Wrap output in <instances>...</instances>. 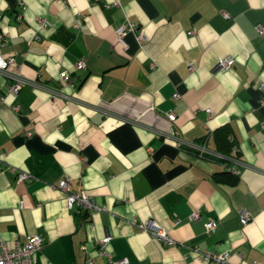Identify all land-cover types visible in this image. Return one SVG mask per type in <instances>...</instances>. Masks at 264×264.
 <instances>
[{
  "label": "crops",
  "instance_id": "0c3cea01",
  "mask_svg": "<svg viewBox=\"0 0 264 264\" xmlns=\"http://www.w3.org/2000/svg\"><path fill=\"white\" fill-rule=\"evenodd\" d=\"M113 1L0 0V54L36 84L15 94L0 74V238L12 248L39 234L33 264H109L95 245L106 234L126 264H207L205 251L264 264V0ZM127 21L124 47L115 29ZM224 130L237 174L175 145L218 152ZM61 179L107 209L68 208ZM148 220L175 243L136 225Z\"/></svg>",
  "mask_w": 264,
  "mask_h": 264
},
{
  "label": "built area",
  "instance_id": "2783aa9c",
  "mask_svg": "<svg viewBox=\"0 0 264 264\" xmlns=\"http://www.w3.org/2000/svg\"><path fill=\"white\" fill-rule=\"evenodd\" d=\"M113 5H118L119 0H114ZM226 16L227 14L224 13ZM137 28V24L131 21H127L125 23H121L115 29L117 41L121 43L124 47L126 46L125 36L129 32H134ZM256 30L260 33H264V26L257 25ZM137 39L141 42L144 39V35L142 32L136 35ZM3 41H5L4 34L0 31V46L3 45ZM13 62V58L11 56L2 57L0 54V74L4 75L10 80V84L8 86V90L12 93H18L21 87L25 84H33L34 82H30L27 79L19 77L16 74H12L8 72L9 64ZM233 63V59L231 57H225L219 59L216 68L219 70L228 69ZM77 67L84 68L85 61L84 59H79L76 63ZM193 64L189 63V70L193 69ZM69 73L67 71H63L60 74V80L63 84L68 83ZM56 92V91H55ZM53 91V93H55ZM167 117L170 121L175 119L174 113H168ZM175 145L180 149H187L189 151H193L198 157L208 158V157H216L224 159L222 166L232 172L239 173L240 167L244 166V162L237 157L234 156H225L220 154L217 151H213L207 147L204 142L197 143L194 141H185L180 138L178 135H174ZM14 170V169H13ZM29 178V174L25 171H17L16 179L17 181L23 182ZM59 190L66 194L67 207L72 208L76 204L79 206V209L84 210L85 212L92 214L97 211L106 210V206L104 204H100L85 194L84 192L71 191L69 187V183L67 179H61L58 183L54 185ZM22 207L23 204L20 203ZM198 217L196 212H193L189 218L196 219ZM251 216L248 211L241 210L240 211V220L241 223H246L250 220ZM218 222L216 219L208 220L204 223V227L206 232L213 231ZM140 229L148 232L153 238L159 240L163 245H172L175 243L174 239L168 234V232L161 227L158 223L152 220H148L144 223L136 224ZM111 236L106 234L101 239L97 240L95 245L97 247V254L104 259L109 264H126L128 261L126 258H114L112 251L109 249ZM43 239L39 234H31L27 237L24 243L17 242L12 248H9L4 243L3 239L0 238V264H33V254L39 250L42 246ZM82 249L86 250L87 246L85 244L82 245ZM195 250H198L196 247ZM202 257L205 259L207 264H226L228 261L227 252L214 253L211 251L201 252ZM96 259L93 256H87L85 261L82 264H95ZM237 264V263H236ZM259 264V263H255Z\"/></svg>",
  "mask_w": 264,
  "mask_h": 264
},
{
  "label": "trees",
  "instance_id": "16d2710c",
  "mask_svg": "<svg viewBox=\"0 0 264 264\" xmlns=\"http://www.w3.org/2000/svg\"><path fill=\"white\" fill-rule=\"evenodd\" d=\"M223 129H226V128H222ZM226 130H224V134H220L219 136V139H218V143H219V147H220V151H218L219 153H221V151L223 149H225L227 146H228V139H227V132H225ZM224 152V151H223ZM222 154V153H221ZM206 159H211V160H216L218 161L221 165L222 163L224 162V159L222 158H216V157H208ZM223 167V166H222ZM224 168V167H223ZM225 169V168H224ZM226 170V169H225ZM228 172V170H226ZM230 172V171H229Z\"/></svg>",
  "mask_w": 264,
  "mask_h": 264
}]
</instances>
